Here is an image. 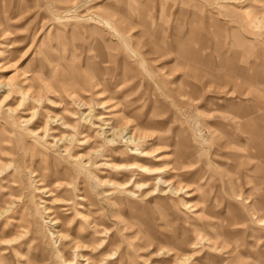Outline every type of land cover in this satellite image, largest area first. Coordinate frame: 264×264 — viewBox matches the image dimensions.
Returning a JSON list of instances; mask_svg holds the SVG:
<instances>
[{
  "label": "rangeland",
  "instance_id": "1",
  "mask_svg": "<svg viewBox=\"0 0 264 264\" xmlns=\"http://www.w3.org/2000/svg\"><path fill=\"white\" fill-rule=\"evenodd\" d=\"M0 264H264V0H0Z\"/></svg>",
  "mask_w": 264,
  "mask_h": 264
},
{
  "label": "bare ground",
  "instance_id": "2",
  "mask_svg": "<svg viewBox=\"0 0 264 264\" xmlns=\"http://www.w3.org/2000/svg\"><path fill=\"white\" fill-rule=\"evenodd\" d=\"M114 131V130H113ZM116 136V134L115 133H113L112 134V138H114ZM112 140V139H111ZM141 157L142 158H144V157H146V153L145 152H143V153H141ZM75 161V160H74ZM140 169L143 171V172H146V173H148L149 175H154L156 172V170L154 171V170H152V169H147L146 167H140ZM160 182V181H159ZM141 187V186H140ZM143 188V187H142ZM59 237H61V235H59ZM67 238V237H66Z\"/></svg>",
  "mask_w": 264,
  "mask_h": 264
}]
</instances>
